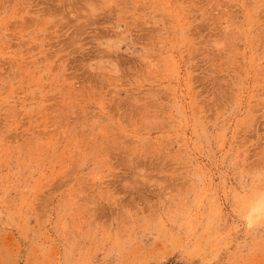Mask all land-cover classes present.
Here are the masks:
<instances>
[{
    "label": "rangeland",
    "instance_id": "rangeland-1",
    "mask_svg": "<svg viewBox=\"0 0 264 264\" xmlns=\"http://www.w3.org/2000/svg\"><path fill=\"white\" fill-rule=\"evenodd\" d=\"M264 0H0V264H264Z\"/></svg>",
    "mask_w": 264,
    "mask_h": 264
},
{
    "label": "bare ground",
    "instance_id": "bare-ground-1",
    "mask_svg": "<svg viewBox=\"0 0 264 264\" xmlns=\"http://www.w3.org/2000/svg\"><path fill=\"white\" fill-rule=\"evenodd\" d=\"M264 210V209H263Z\"/></svg>",
    "mask_w": 264,
    "mask_h": 264
}]
</instances>
